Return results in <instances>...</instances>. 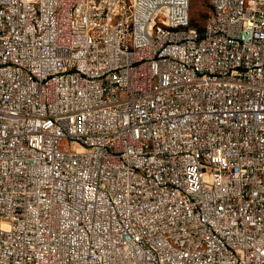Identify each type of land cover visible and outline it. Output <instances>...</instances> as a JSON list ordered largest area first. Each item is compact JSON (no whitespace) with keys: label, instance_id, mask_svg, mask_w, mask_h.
I'll return each instance as SVG.
<instances>
[{"label":"built area","instance_id":"1","mask_svg":"<svg viewBox=\"0 0 264 264\" xmlns=\"http://www.w3.org/2000/svg\"><path fill=\"white\" fill-rule=\"evenodd\" d=\"M0 0V264H264V0Z\"/></svg>","mask_w":264,"mask_h":264},{"label":"rangeland","instance_id":"2","mask_svg":"<svg viewBox=\"0 0 264 264\" xmlns=\"http://www.w3.org/2000/svg\"><path fill=\"white\" fill-rule=\"evenodd\" d=\"M190 4L191 23L198 27H202L209 13L206 0H190Z\"/></svg>","mask_w":264,"mask_h":264},{"label":"trees","instance_id":"3","mask_svg":"<svg viewBox=\"0 0 264 264\" xmlns=\"http://www.w3.org/2000/svg\"><path fill=\"white\" fill-rule=\"evenodd\" d=\"M192 25H193V27L196 28L198 31H201V27H198V26H196V25H194V24H192Z\"/></svg>","mask_w":264,"mask_h":264}]
</instances>
